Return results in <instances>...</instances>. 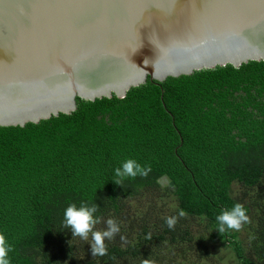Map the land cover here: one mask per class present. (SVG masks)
I'll list each match as a JSON object with an SVG mask.
<instances>
[{"label":"trees","instance_id":"16d2710c","mask_svg":"<svg viewBox=\"0 0 264 264\" xmlns=\"http://www.w3.org/2000/svg\"><path fill=\"white\" fill-rule=\"evenodd\" d=\"M76 105L0 127V233L11 264H264L263 61ZM129 158L152 171L118 186L114 170ZM82 202L119 222L104 257L61 225L65 208ZM236 203L249 222L220 234L216 216ZM181 210L170 230L166 218Z\"/></svg>","mask_w":264,"mask_h":264},{"label":"water","instance_id":"95a60500","mask_svg":"<svg viewBox=\"0 0 264 264\" xmlns=\"http://www.w3.org/2000/svg\"><path fill=\"white\" fill-rule=\"evenodd\" d=\"M252 61L264 0H0V127Z\"/></svg>","mask_w":264,"mask_h":264},{"label":"clouds","instance_id":"9594fccd","mask_svg":"<svg viewBox=\"0 0 264 264\" xmlns=\"http://www.w3.org/2000/svg\"><path fill=\"white\" fill-rule=\"evenodd\" d=\"M151 165H141L136 159L129 158L125 160L120 167H117L114 172L117 179L116 185H121L126 178H147L151 173ZM170 187H173L170 185ZM97 204L81 203L79 206L75 203H70L63 212V220L61 225L71 231L72 237H79L81 240L91 238V253L95 257H104L108 252L106 241H112L120 232L119 222L115 219H107L102 221V217L97 216L99 211ZM187 215L183 210L179 211L178 216L166 218V224L170 230L174 229L178 218H183ZM217 229L220 234L229 230L240 231L244 224L249 222V217L246 214V209L240 203H236L230 209L221 210L216 216ZM103 222L104 227L97 226ZM150 238V236H149ZM124 238L121 237V240ZM13 251L12 245L8 242L6 236L0 233V264H11L9 253ZM142 264H155V261L150 259L142 260Z\"/></svg>","mask_w":264,"mask_h":264}]
</instances>
